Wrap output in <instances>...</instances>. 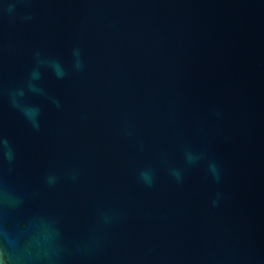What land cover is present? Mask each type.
<instances>
[{
	"label": "water",
	"instance_id": "water-1",
	"mask_svg": "<svg viewBox=\"0 0 264 264\" xmlns=\"http://www.w3.org/2000/svg\"><path fill=\"white\" fill-rule=\"evenodd\" d=\"M0 136V264H264V0H0Z\"/></svg>",
	"mask_w": 264,
	"mask_h": 264
},
{
	"label": "clouds",
	"instance_id": "clouds-1",
	"mask_svg": "<svg viewBox=\"0 0 264 264\" xmlns=\"http://www.w3.org/2000/svg\"><path fill=\"white\" fill-rule=\"evenodd\" d=\"M12 7L13 6H10L8 8L9 12L12 11ZM73 55L75 57V65L74 66L76 68H80L81 67V60H80L79 49H75L73 52ZM37 56H39L38 53H37ZM49 63L51 65V67L53 68L57 77L62 78L65 75V70L61 67V65L58 62L50 61ZM31 79L32 80L39 79V72L34 71L31 74ZM28 88L34 92L40 91V89L36 88L32 83L28 84ZM23 96H24V91L22 89L16 90L10 94V102H11L13 107L19 109L23 113V115L29 121V123L32 125L34 130L39 131L40 125L38 122V117H39V111L40 110L36 107H32V106L22 104L18 100V97H23ZM0 152L3 153L4 157L10 163L13 161V159H14L13 148H12L10 142L8 141V139L4 138L2 136H0ZM202 158H203L202 155H194L191 151L185 152V160L188 164H194ZM169 171H170V175L174 178V180L176 182L182 183L183 176H182V172L179 169L171 168ZM208 171L211 174V176L213 177V179H215L217 182H219V180L221 179V169L217 165L216 162H212L208 165ZM138 177H139V180L145 186L152 187L154 185L155 174L152 170H150V169L141 170L138 174ZM52 182H53V178L49 177V183H52ZM213 203L215 204L216 201H214Z\"/></svg>",
	"mask_w": 264,
	"mask_h": 264
}]
</instances>
